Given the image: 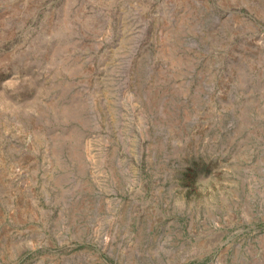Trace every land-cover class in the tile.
<instances>
[{"label": "rangeland", "instance_id": "rangeland-1", "mask_svg": "<svg viewBox=\"0 0 264 264\" xmlns=\"http://www.w3.org/2000/svg\"><path fill=\"white\" fill-rule=\"evenodd\" d=\"M0 264H264V0H0Z\"/></svg>", "mask_w": 264, "mask_h": 264}]
</instances>
